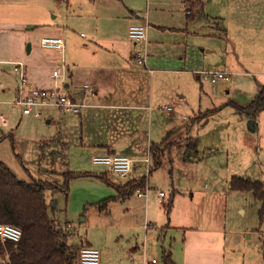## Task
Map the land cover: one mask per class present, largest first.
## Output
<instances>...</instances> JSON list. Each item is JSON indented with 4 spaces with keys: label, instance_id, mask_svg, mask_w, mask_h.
<instances>
[{
    "label": "crops",
    "instance_id": "crops-1",
    "mask_svg": "<svg viewBox=\"0 0 264 264\" xmlns=\"http://www.w3.org/2000/svg\"><path fill=\"white\" fill-rule=\"evenodd\" d=\"M134 23L147 25L145 49L128 37V28ZM219 23L223 24L222 28L218 26L222 39L209 31H213ZM199 36L217 37L227 43V55L220 56L214 44L207 49L206 44L199 43ZM42 37L62 38L63 52L41 47ZM246 42L249 47L243 46ZM246 49L250 53L248 58L245 56ZM144 50L146 62H135V53ZM18 62L24 64L28 88L48 90L53 86L51 75L54 68L63 64L66 70L62 89L73 101L82 104L79 112L73 115L60 112L55 107L40 109V116L45 112L49 125L42 140L48 143L57 141L58 146L66 149V159L69 160L71 151L86 152L91 156V162L94 156H128L132 159V171L127 177H119L128 178V181L138 180L145 176L147 164L143 159L149 158L148 167L153 163L152 147L162 148L165 145L162 158L168 154L172 170L176 162L171 152L176 149L182 152L180 161L187 171V163L192 162L188 153L192 151H186L185 146L196 139L195 152L198 153L199 137L202 135L199 128L191 136L192 128L205 126L224 107L230 106V102L218 97L215 100H198L194 109H187V88L190 90V86H198L201 98L202 82L205 80L201 72L206 70L229 75L228 80L219 79L213 85L204 81L212 87L213 93L217 91L216 84L219 90V83H230L232 76L237 80L241 77L254 78L256 86H251L253 97L249 102L264 88V0H0L2 100H13L15 97ZM205 62L211 67L200 68ZM84 85H88L91 91L87 92ZM236 85L234 82V88ZM225 93L228 94L229 90L226 89ZM183 100L185 105L181 104ZM11 108L19 114L18 120L14 116L11 118L12 124L19 126L21 122L24 125L29 121L36 122L29 118L32 114H23L20 107L11 105ZM204 112L212 114L197 121L199 113ZM261 121L264 123V113L259 122L255 121L253 129L244 126L240 131L236 149L244 160L239 170L224 174L229 196L238 192L229 189L232 176L264 180V161H261L262 156L259 155L258 161L254 155V151L264 150ZM254 132H257L256 136ZM9 136L13 139L12 133ZM144 164V170H140ZM104 167L107 172L113 173L107 166ZM82 170H72L68 163L56 167L52 173L62 176L63 181V175L68 172L94 176ZM150 175L151 172L148 177ZM33 180L54 184L36 178L26 182ZM56 191L47 190L48 204ZM158 197L159 193L155 194V198ZM157 202L163 203L162 200ZM142 205L143 219L138 218L137 224L146 231V243L157 233L159 236L164 233V238L171 231L180 234L170 237L174 242L168 247L159 243V239H154L160 244L161 264L163 251L170 254L174 264H264L262 225L250 229L243 223L235 225L234 220L225 224L211 211L202 216L194 215L195 225L172 226L168 222L166 224L163 211L153 209L150 198L144 197ZM240 208L245 213V207ZM161 213L162 216H159ZM190 216L192 218L193 215ZM62 229L68 232L65 227ZM85 245L91 246L88 242ZM152 251L155 250H149L147 246L142 248V264L150 257L156 259L153 257L156 252ZM101 258L100 252L99 264L102 263ZM130 264L136 262L130 261Z\"/></svg>",
    "mask_w": 264,
    "mask_h": 264
},
{
    "label": "rangeland",
    "instance_id": "rangeland-1",
    "mask_svg": "<svg viewBox=\"0 0 264 264\" xmlns=\"http://www.w3.org/2000/svg\"><path fill=\"white\" fill-rule=\"evenodd\" d=\"M218 26L222 28L223 24L215 25L214 32L212 29L209 31L222 39L223 35ZM217 37L199 36V43L206 44L207 49L214 44L218 48L216 51L219 55L226 56L227 49H229L228 44ZM243 46L249 47L250 45L246 42ZM202 55L203 53L200 52V56ZM233 56L232 53L231 57ZM245 56L247 58L250 56L248 49H246ZM202 67L207 69L211 65L206 63L200 65V68ZM201 73L203 74V72ZM204 81L200 99L198 86L195 88L190 86V90L187 88L185 99L188 104L187 109H194L198 100H215L218 97L230 102V106L232 103L244 106L250 103L249 100L253 97L251 96V86H256L253 77H241L240 80H237L235 76H232L230 83H219V90L216 84L217 91L213 93L212 87ZM234 82L237 84L235 88ZM226 89L229 90L228 94L225 93ZM11 101L0 99V114L6 116V125L11 122L10 126L6 127H2L3 125L1 126L0 123V161L12 169L18 175L17 177L26 181L32 178L46 180L59 186L63 181L62 176L52 172L56 167L68 163L72 170L83 169L82 171H87L86 173L94 174V176L71 178L66 193L56 191L52 196V202H49V216L54 218L62 228L68 229L70 243L85 245L88 242L97 248L102 254L101 264H130V261L142 264L141 251L144 246H147L149 250H155L151 253L156 252L153 257L156 258L158 264H161L159 243L162 242L164 247H168L169 243L174 242L170 237H178L180 234L171 231L164 238V233L159 236V233L151 232L154 234V238H149L146 243V231L137 224L138 218L143 219L142 200L144 197H139L134 193L124 200L110 199L106 204H103L102 201L115 196V189L102 177L95 175H104L114 184H123L128 181V178L122 179L114 173L107 172V168L104 166L93 165L89 158L91 156L86 152L71 151L68 160L66 159L68 158L66 149L63 146H58L57 141L50 143L43 141L41 137L49 128L45 112L36 118L30 115L29 118L36 122L29 121L30 123L25 125L21 122L19 126L12 124L11 118L14 116L18 120L19 114L18 111L16 113V109L11 108ZM230 106L224 107L222 112L209 120L205 126L192 128L191 136H194L196 129L199 128L202 135L199 137L198 153L194 151L188 153L192 162L187 163L189 164L187 171L185 170L186 166L180 161L182 152H177L176 149L171 152L176 162L173 170L168 161V154L161 158L158 169L152 167L153 163H150L151 175L148 177L147 197L150 198V203L156 212H164L166 224L168 222L172 226H187L190 223L195 225L194 215L202 216L212 211L216 218L225 224L234 220L235 225L243 223L250 229H257L261 225L264 228V221L261 223L259 220L258 201L251 193H231L230 196L236 198L227 195L228 182L224 174L240 169L239 166L244 159L239 156L240 153L236 149L237 141L241 129L244 126L247 127L248 122L244 116L237 115L233 106ZM263 113L264 111L258 115L256 122L260 121V116ZM200 115L201 113L197 116V121L203 118ZM263 129L264 123L261 121V130ZM9 133H12L13 139ZM253 134L256 136L257 132ZM254 152L258 161L260 160L259 155L262 156L261 161L263 162L264 150ZM144 167L145 164L140 167V170L142 168L144 170ZM160 191L165 197L156 199L155 194ZM157 200H162L163 203H159ZM170 200V206L167 208V203ZM137 202L140 203L137 204ZM241 206L245 207V213L241 212ZM167 210L169 211L167 212ZM162 213L159 216H162ZM190 215H193L192 218ZM67 224L70 226L68 227ZM154 239H159V243H155ZM150 260L151 257L148 261Z\"/></svg>",
    "mask_w": 264,
    "mask_h": 264
},
{
    "label": "trees",
    "instance_id": "trees-1",
    "mask_svg": "<svg viewBox=\"0 0 264 264\" xmlns=\"http://www.w3.org/2000/svg\"><path fill=\"white\" fill-rule=\"evenodd\" d=\"M239 116L249 120H256L264 111V88H261L255 98L245 106L232 103ZM212 112H204L202 117H209ZM165 143V139L162 145ZM197 140L192 139L185 146L186 151L196 150ZM153 146L152 159L154 168L161 164L165 148ZM84 176L82 173L68 172L63 175L64 181L57 186L40 180L26 182L18 178L12 170L0 161V224H10L21 230V237L17 242L0 241V257L7 256L8 264H77L79 252L83 245L71 244L65 232L56 220L49 216V204L46 201V192L55 189L66 193L71 178ZM102 177L115 189V196L102 201L103 204L110 199L124 200L136 191L144 190L147 178L143 176L138 180H130L119 185ZM229 189L238 192H250L260 203L259 220L264 219V180H253L232 176L229 180ZM169 201L167 208L170 206ZM169 210H167L168 212ZM162 264H174L168 252L162 253Z\"/></svg>",
    "mask_w": 264,
    "mask_h": 264
},
{
    "label": "built area",
    "instance_id": "built-area-1",
    "mask_svg": "<svg viewBox=\"0 0 264 264\" xmlns=\"http://www.w3.org/2000/svg\"><path fill=\"white\" fill-rule=\"evenodd\" d=\"M128 37L134 44L141 46L145 49L144 44L147 37V25L143 23L131 24L128 28ZM40 45L44 48L57 49L59 52L64 50V41L59 37H42ZM134 61L144 63L146 62V53L144 51H137L134 55ZM16 70L18 72V86L15 97L10 102L13 106L21 108L23 114H32L40 116V109L44 107H55L60 112L67 114H77L82 104L73 101L68 95L63 92L62 83L64 81L66 70L63 64L57 65L51 75L53 86L48 90L39 88H28L26 78V70L22 62L16 63ZM204 79L210 84H214L219 79L228 80L229 75L221 72H203ZM87 92L91 89L88 85H84ZM164 109L168 110L167 107ZM0 123L5 126L6 119L0 114ZM143 161L147 164L145 169V177L147 178L150 172L148 167L149 158L146 157ZM92 162L96 165L107 166L113 173L120 177H127L132 171V159L124 155H103L94 156ZM148 185L144 190L136 191L139 197L147 198ZM164 196L163 192H159V197ZM160 200V199H159ZM21 237V230L10 224H0V241L17 242ZM100 252L97 248L92 246H83L79 252L77 264H99ZM0 264H8L7 256L0 257ZM145 264H158L156 259H151Z\"/></svg>",
    "mask_w": 264,
    "mask_h": 264
},
{
    "label": "water",
    "instance_id": "water-1",
    "mask_svg": "<svg viewBox=\"0 0 264 264\" xmlns=\"http://www.w3.org/2000/svg\"><path fill=\"white\" fill-rule=\"evenodd\" d=\"M255 125V120H248V122H247V126L248 127H250L251 129H253V127L252 126H254Z\"/></svg>",
    "mask_w": 264,
    "mask_h": 264
}]
</instances>
